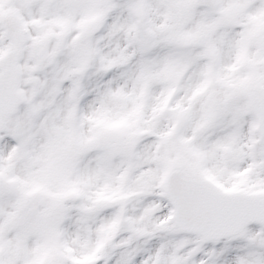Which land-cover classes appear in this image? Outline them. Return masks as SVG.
<instances>
[{
  "label": "snow or ice",
  "instance_id": "snow-or-ice-1",
  "mask_svg": "<svg viewBox=\"0 0 264 264\" xmlns=\"http://www.w3.org/2000/svg\"><path fill=\"white\" fill-rule=\"evenodd\" d=\"M0 264H264V0H0Z\"/></svg>",
  "mask_w": 264,
  "mask_h": 264
}]
</instances>
